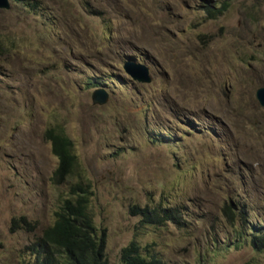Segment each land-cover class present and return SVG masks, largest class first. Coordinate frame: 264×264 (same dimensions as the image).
I'll list each match as a JSON object with an SVG mask.
<instances>
[{"label": "rangeland", "instance_id": "1", "mask_svg": "<svg viewBox=\"0 0 264 264\" xmlns=\"http://www.w3.org/2000/svg\"><path fill=\"white\" fill-rule=\"evenodd\" d=\"M8 1L0 9V264H31L25 248L53 221L75 181L104 232L105 264L135 240L163 264H264V0ZM82 1V0H80ZM225 2L206 19L202 5ZM125 61L149 82L131 79ZM95 83V85H92ZM106 93L93 103V89ZM58 125L77 166L50 181L44 129ZM178 205L184 224L140 226L131 205ZM229 204V225L221 207ZM243 210L245 221L238 219ZM23 216L35 228L8 230Z\"/></svg>", "mask_w": 264, "mask_h": 264}, {"label": "trees", "instance_id": "2", "mask_svg": "<svg viewBox=\"0 0 264 264\" xmlns=\"http://www.w3.org/2000/svg\"><path fill=\"white\" fill-rule=\"evenodd\" d=\"M20 2L22 0H12ZM96 5L101 0H92ZM83 11L88 15H101V9L91 6L88 0H79ZM34 8L38 6L36 0L28 4ZM226 8L225 2L215 6L212 2L202 5L206 19L219 16ZM2 47L0 45V55ZM95 85V83H92ZM42 138L49 142L50 152L56 158V166L51 173L50 181L59 184L69 176L77 166L76 155L72 149V142L58 125L46 127ZM87 182L75 181L68 187L67 198L61 200L53 212V221L42 229L40 235L34 238L26 249L33 255L31 264H105L103 257L104 232L101 230L96 236V229L91 216L87 211L88 200L91 195ZM131 215L138 216L140 226H160L168 222L176 227L184 224L182 208L178 205L162 206L160 204L142 206L131 205L128 208ZM221 213L229 225L233 224L235 212L224 204ZM238 219L245 221L243 210L238 211ZM24 228L31 232L35 228L34 222L26 221L23 216L11 217L8 230L15 231ZM251 234L249 246L256 252L264 249V234L261 229H256ZM119 264H163L160 260L151 256L143 257L139 252V246L135 240H130L119 250Z\"/></svg>", "mask_w": 264, "mask_h": 264}, {"label": "water", "instance_id": "3", "mask_svg": "<svg viewBox=\"0 0 264 264\" xmlns=\"http://www.w3.org/2000/svg\"><path fill=\"white\" fill-rule=\"evenodd\" d=\"M7 0H0V9L8 8ZM123 71L133 80L141 83L149 82L147 69L144 65L125 61L122 65ZM254 95L259 104L264 105V87H258L254 91ZM106 93L101 88L93 89L90 99L93 103L102 104L106 100Z\"/></svg>", "mask_w": 264, "mask_h": 264}]
</instances>
